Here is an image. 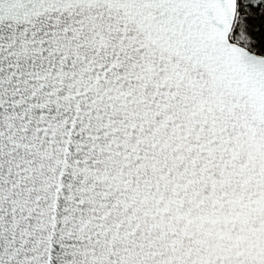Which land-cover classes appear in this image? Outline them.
Returning a JSON list of instances; mask_svg holds the SVG:
<instances>
[{
	"label": "snow or ice",
	"instance_id": "1",
	"mask_svg": "<svg viewBox=\"0 0 264 264\" xmlns=\"http://www.w3.org/2000/svg\"><path fill=\"white\" fill-rule=\"evenodd\" d=\"M0 264H264V0H0Z\"/></svg>",
	"mask_w": 264,
	"mask_h": 264
}]
</instances>
